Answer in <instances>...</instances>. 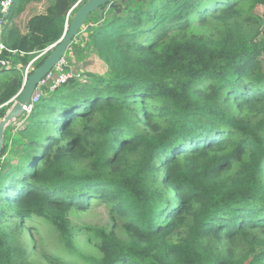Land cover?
<instances>
[{"label":"trees","instance_id":"obj_1","mask_svg":"<svg viewBox=\"0 0 264 264\" xmlns=\"http://www.w3.org/2000/svg\"><path fill=\"white\" fill-rule=\"evenodd\" d=\"M33 1L0 12V121L87 0L21 27ZM114 3L70 45L105 70L79 68L6 127L0 264H264V0ZM98 205L111 226L87 225L85 252L72 213Z\"/></svg>","mask_w":264,"mask_h":264},{"label":"water","instance_id":"obj_2","mask_svg":"<svg viewBox=\"0 0 264 264\" xmlns=\"http://www.w3.org/2000/svg\"><path fill=\"white\" fill-rule=\"evenodd\" d=\"M116 0H87L81 7L77 10L73 16L70 24L66 23V30L62 38L54 44L53 49L44 59V61L37 66L34 71L29 75L25 85L18 93L15 98V103L0 121V155L4 150L5 143V130L6 127L18 117L24 114L25 106H28L31 101V97L37 87V85L42 81L45 76L62 60V58L67 56V51L70 45L73 43L74 39L80 32L81 28L87 17L94 11L101 9L102 6L106 4H111L116 6L114 3ZM80 1L77 5H79ZM38 58V57H37ZM67 66L66 69H69ZM42 89L47 91L49 87L47 85H42Z\"/></svg>","mask_w":264,"mask_h":264},{"label":"rangeland","instance_id":"obj_3","mask_svg":"<svg viewBox=\"0 0 264 264\" xmlns=\"http://www.w3.org/2000/svg\"><path fill=\"white\" fill-rule=\"evenodd\" d=\"M1 1V0H0ZM49 0H35L31 4L27 5L26 10L24 13L17 19V22L20 24L21 27H24L27 19L37 12H42L46 8V5H48ZM258 12L263 13L264 7L260 6L258 7ZM3 29V26H0V33ZM86 33V29L84 30ZM80 34V33H79ZM80 38L82 37L81 34L79 35ZM81 48L83 49L80 51L79 58H77V61H83L86 62H92L91 65L89 64L88 69H92L94 72H103L105 70V65L103 61L98 57V55L89 47H87V44L82 42ZM77 50L76 47H69L68 54L71 55V53ZM96 61V62H94ZM37 64L35 65V67ZM92 71V72H93ZM86 78H84L83 81H85ZM44 96V97H43ZM41 100L47 99V96L45 93L43 94ZM40 100V101H41ZM24 118L20 117L17 120H23ZM13 121L10 123L7 133L8 135H11L13 131H17V129H21V127L18 126V121ZM27 123V122H25ZM25 126V125H24ZM23 126V127H24ZM22 127V128H23ZM72 221L76 225V240L80 244V247L85 252H91L92 248L90 245L86 242L87 237L89 236V233L92 232V230H88L86 228L87 225L89 226H100V227H106L107 230L110 229L111 221H110V215L108 213V210L106 206H95L90 210L82 211V212H76L72 213ZM51 238H49L48 243L52 247H58L59 245V238L57 234H50Z\"/></svg>","mask_w":264,"mask_h":264},{"label":"built area","instance_id":"obj_4","mask_svg":"<svg viewBox=\"0 0 264 264\" xmlns=\"http://www.w3.org/2000/svg\"><path fill=\"white\" fill-rule=\"evenodd\" d=\"M79 1L81 2L82 0H79ZM13 2H14V0H1L0 1V12L4 15L8 14L12 5H13ZM77 4H76V6H77ZM68 21H69V19H68ZM53 47H54V44L47 47L46 49H44L43 51L40 52L39 56H43V55L47 54L49 51H51L53 49ZM5 49H6V46L4 45V43H2L0 41V63L6 67H10L11 60L2 57V53ZM10 51L14 52L13 50H10ZM36 59H37V57H36ZM34 60H32L25 68L24 85H25V83L29 77V73L31 72V70H33ZM67 66H70V68L66 69ZM81 72L82 71H80L76 68H73L68 63V60L66 57L62 58V60L37 85L32 97H31L30 104L28 106H25L24 114H26V115L30 114L31 111L33 110L35 104H37L40 101L42 95L44 94V90L42 89V85H47L50 90H54L58 86L67 82V80L69 78L76 77L79 80H84V78H86V77H84V74ZM23 124H24V119L18 121L19 127H22Z\"/></svg>","mask_w":264,"mask_h":264},{"label":"crops","instance_id":"obj_5","mask_svg":"<svg viewBox=\"0 0 264 264\" xmlns=\"http://www.w3.org/2000/svg\"><path fill=\"white\" fill-rule=\"evenodd\" d=\"M72 57V58H71ZM71 57L69 59V64L73 67V68H82L85 71H93L92 69H88L89 64L91 65L92 62H86L84 63L83 61H77V57L73 55V52L71 53ZM96 62V61H94ZM16 121V120H15ZM19 121V120H17Z\"/></svg>","mask_w":264,"mask_h":264},{"label":"clouds","instance_id":"obj_6","mask_svg":"<svg viewBox=\"0 0 264 264\" xmlns=\"http://www.w3.org/2000/svg\"><path fill=\"white\" fill-rule=\"evenodd\" d=\"M67 22H68V21H67ZM23 115H24V114H23ZM17 119H18V118H17ZM17 119H16V120H17Z\"/></svg>","mask_w":264,"mask_h":264}]
</instances>
